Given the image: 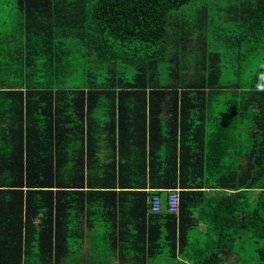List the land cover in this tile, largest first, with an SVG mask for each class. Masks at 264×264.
Returning a JSON list of instances; mask_svg holds the SVG:
<instances>
[{"label":"trees","instance_id":"16d2710c","mask_svg":"<svg viewBox=\"0 0 264 264\" xmlns=\"http://www.w3.org/2000/svg\"><path fill=\"white\" fill-rule=\"evenodd\" d=\"M8 2L0 264H264V0Z\"/></svg>","mask_w":264,"mask_h":264},{"label":"built area","instance_id":"2783aa9c","mask_svg":"<svg viewBox=\"0 0 264 264\" xmlns=\"http://www.w3.org/2000/svg\"><path fill=\"white\" fill-rule=\"evenodd\" d=\"M150 210L157 212L161 208V200L158 196L149 199ZM165 208L168 212L175 213L178 209V189H171L165 195Z\"/></svg>","mask_w":264,"mask_h":264},{"label":"rangeland","instance_id":"374dc122","mask_svg":"<svg viewBox=\"0 0 264 264\" xmlns=\"http://www.w3.org/2000/svg\"><path fill=\"white\" fill-rule=\"evenodd\" d=\"M16 16L13 12L12 3L8 2V0H0V32H3L7 26L12 25L16 21ZM9 64L10 62H8Z\"/></svg>","mask_w":264,"mask_h":264},{"label":"crops","instance_id":"0c3cea01","mask_svg":"<svg viewBox=\"0 0 264 264\" xmlns=\"http://www.w3.org/2000/svg\"><path fill=\"white\" fill-rule=\"evenodd\" d=\"M87 243H88V242H85V243H84V244H85V246H84V247H86V246H87ZM29 255L31 256V255H33V254H29ZM34 258H35V257H33V258H32V260H34ZM32 264H35V263H34V261H33V263H32ZM59 264H63V263H59Z\"/></svg>","mask_w":264,"mask_h":264}]
</instances>
